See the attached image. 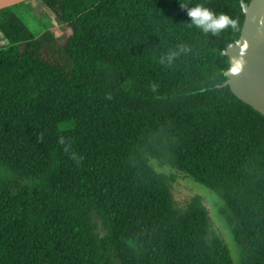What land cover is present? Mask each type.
Instances as JSON below:
<instances>
[{
	"label": "trees",
	"instance_id": "1",
	"mask_svg": "<svg viewBox=\"0 0 264 264\" xmlns=\"http://www.w3.org/2000/svg\"><path fill=\"white\" fill-rule=\"evenodd\" d=\"M42 1L64 41L0 10V264H234L152 160L218 195L239 264H264V115L223 86L241 0ZM181 4L236 27L204 33Z\"/></svg>",
	"mask_w": 264,
	"mask_h": 264
},
{
	"label": "water",
	"instance_id": "2",
	"mask_svg": "<svg viewBox=\"0 0 264 264\" xmlns=\"http://www.w3.org/2000/svg\"><path fill=\"white\" fill-rule=\"evenodd\" d=\"M29 0H0V10ZM245 15L239 39L227 45L229 58L225 72L232 93L264 115V0H241Z\"/></svg>",
	"mask_w": 264,
	"mask_h": 264
},
{
	"label": "rangeland",
	"instance_id": "3",
	"mask_svg": "<svg viewBox=\"0 0 264 264\" xmlns=\"http://www.w3.org/2000/svg\"><path fill=\"white\" fill-rule=\"evenodd\" d=\"M13 10V13L19 16L34 34H40L46 30H50L61 41H64L69 36V29L58 23V20L53 12L44 4L42 0H29L23 2ZM2 17L3 15L0 14V19ZM7 43L8 42L3 36V33L0 31V48L8 45ZM151 164L158 171L166 175H175L176 179L172 185V191L175 202L179 207H184L195 196L203 198L217 233L222 236L228 246L234 264H239L241 260L240 248L230 227L223 220L219 212L220 207L224 205L221 198H219V196L211 189L199 182H196L185 173L172 170L169 167L160 166L156 160H152ZM95 220L98 224V232L104 234L106 231L102 220L98 216H95Z\"/></svg>",
	"mask_w": 264,
	"mask_h": 264
},
{
	"label": "clouds",
	"instance_id": "4",
	"mask_svg": "<svg viewBox=\"0 0 264 264\" xmlns=\"http://www.w3.org/2000/svg\"><path fill=\"white\" fill-rule=\"evenodd\" d=\"M182 7L187 10L190 23L204 33L216 34L229 26L232 28L236 27V20L230 18L225 13L216 14L201 4H196L192 7L182 5Z\"/></svg>",
	"mask_w": 264,
	"mask_h": 264
}]
</instances>
